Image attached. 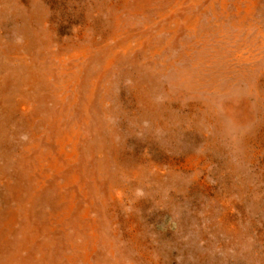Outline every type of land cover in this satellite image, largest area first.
Here are the masks:
<instances>
[{"label":"rangeland","instance_id":"1","mask_svg":"<svg viewBox=\"0 0 264 264\" xmlns=\"http://www.w3.org/2000/svg\"><path fill=\"white\" fill-rule=\"evenodd\" d=\"M0 264H264V0H0Z\"/></svg>","mask_w":264,"mask_h":264}]
</instances>
